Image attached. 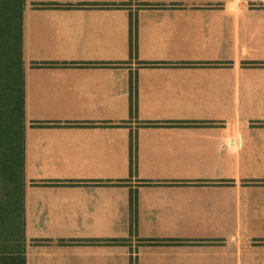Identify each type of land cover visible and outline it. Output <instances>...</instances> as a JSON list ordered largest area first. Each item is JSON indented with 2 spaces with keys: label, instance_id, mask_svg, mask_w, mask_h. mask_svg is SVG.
Wrapping results in <instances>:
<instances>
[{
  "label": "crops",
  "instance_id": "0c3cea01",
  "mask_svg": "<svg viewBox=\"0 0 264 264\" xmlns=\"http://www.w3.org/2000/svg\"><path fill=\"white\" fill-rule=\"evenodd\" d=\"M24 62L25 264H264V0H26Z\"/></svg>",
  "mask_w": 264,
  "mask_h": 264
},
{
  "label": "trees",
  "instance_id": "16d2710c",
  "mask_svg": "<svg viewBox=\"0 0 264 264\" xmlns=\"http://www.w3.org/2000/svg\"><path fill=\"white\" fill-rule=\"evenodd\" d=\"M25 4L0 0V264L26 263Z\"/></svg>",
  "mask_w": 264,
  "mask_h": 264
}]
</instances>
